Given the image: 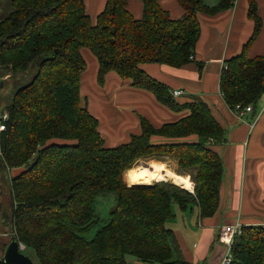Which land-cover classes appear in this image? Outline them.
<instances>
[{
  "label": "trees",
  "instance_id": "1",
  "mask_svg": "<svg viewBox=\"0 0 264 264\" xmlns=\"http://www.w3.org/2000/svg\"><path fill=\"white\" fill-rule=\"evenodd\" d=\"M178 1L180 19L171 18L159 0H142L140 19L128 10V0H106L93 21L85 0H11L13 11L0 20V68L24 72L44 56L33 80L5 107L9 118L0 133L1 167L23 168L11 179V215L0 218V224L10 227L11 240L17 239L35 264H186L174 260V232L166 227L173 204L186 210L196 203L202 218L218 211L225 169L215 145L227 140L226 128L208 103H179L166 84L141 66L191 63L201 34L198 14L216 15L235 0H220L215 7L204 0ZM248 4L254 32L220 75L221 95L232 110L238 104L254 106L264 94V56L248 53L263 22L257 1ZM83 49L97 58L101 85L113 71L172 111L189 113L158 127L140 116L139 133L106 146L99 119L81 96L87 66ZM193 135L197 141H177ZM154 136L172 141L156 144ZM56 139L76 143H53ZM162 155L178 160L176 173L190 175L194 192L164 180L134 184L136 163ZM108 192L117 193V205L109 222L88 238L98 219L96 196ZM9 243L1 245L0 264H5ZM231 264H264L263 225L242 226Z\"/></svg>",
  "mask_w": 264,
  "mask_h": 264
},
{
  "label": "crops",
  "instance_id": "2",
  "mask_svg": "<svg viewBox=\"0 0 264 264\" xmlns=\"http://www.w3.org/2000/svg\"><path fill=\"white\" fill-rule=\"evenodd\" d=\"M256 1L263 26L249 48L250 57L264 56V0ZM159 3L171 18L182 17L183 10L178 0H159ZM204 3L215 7L220 0H204ZM85 4L87 13L95 21L105 8L106 0H85ZM248 7V0H235L232 8L216 15L199 13L201 34L191 63L180 68L160 63L141 66L146 73L166 84L170 91L182 89L184 93L176 98L179 103L197 100L208 103L227 130V140L215 145L225 169L216 214L202 218L196 203L186 210H181L176 204L174 216L166 221L176 241L174 260H182L186 264L221 263L225 252L224 244L219 241L222 226L235 224L237 220L242 225L264 226V94L253 110L241 118L225 103L219 88L226 61L243 51L254 32V21L248 15ZM127 8L136 19L142 17V0H128ZM82 54L87 63L81 77L82 100L87 102L91 114L99 119V130L106 146L127 142L132 134L139 133V115L158 127L189 113L187 110L180 113L172 111L151 92L132 86L130 80L123 79L128 84L121 85L116 72L106 75L103 87L97 86L98 60L88 49H83ZM256 116V123L250 124ZM197 140L198 137L193 135L177 141ZM152 141L159 144L172 140L154 136ZM146 159H160L174 171L178 169V160L172 156H152L139 161ZM11 171L17 176L23 168ZM184 176L191 180L190 175ZM189 191L194 192V187Z\"/></svg>",
  "mask_w": 264,
  "mask_h": 264
},
{
  "label": "rangeland",
  "instance_id": "3",
  "mask_svg": "<svg viewBox=\"0 0 264 264\" xmlns=\"http://www.w3.org/2000/svg\"><path fill=\"white\" fill-rule=\"evenodd\" d=\"M12 11H13V8L11 6V0H2L0 2V20L6 19ZM42 58H44V56L39 57V58L35 59L34 61H32L29 65L28 69L24 72L15 73V72H12L11 70L0 68V112H3L4 110H6L5 107L13 102L14 95L20 88L29 84L33 80V78L35 77V75L37 74V72L39 70V64H40ZM119 81H120L119 83L121 85L128 84L127 82L124 83L123 78H120V77H119ZM96 85L99 87L104 86V84L101 85L99 83V80H96ZM152 95L154 96L153 93H152ZM248 113H250V112H248ZM248 113H246V114H248ZM140 116L141 115H139V119H140ZM257 117L258 116H256L254 119H252V122L250 124H253V123L255 124L257 121ZM243 119L250 126L249 122L246 121L245 118H243ZM52 142L57 143V144H74V143H76L74 140H63V139L52 140ZM108 145L112 146L114 144L108 143ZM152 160H158V159H152ZM151 161L149 159H146V160H142V161L137 162L136 165L132 168V177H133V170L137 165L144 167L147 165V163L149 164V162H151ZM160 161H163V160H160ZM14 175H15L14 171H11L10 169H4L3 167H1V158H0V192H1L0 218L1 219L9 218L11 215V210H12L11 179ZM182 176H184V175H182ZM164 181H166V180H164ZM133 182H134V184H136L134 179H133ZM154 182H156V181H153L152 183H154ZM145 184H149V183H145ZM137 185H142V184H137ZM117 198H118V195L115 192L102 193V194H98L96 196L95 208H96V214H97L98 219H97L96 224L93 226V228L87 234L88 238H92L95 235L96 231L101 226H103L109 222V219H110L109 213L113 208L116 207ZM174 207H177V205L173 204V208ZM9 242H11V229H10V227L7 225L0 224V251H1V247L3 246L2 244L9 243ZM175 242H176L175 238H173L171 243H172V247H173L174 251H176V243ZM28 252L31 254V256H33L32 250H29ZM129 259H131V261H136L135 258H133V257H129ZM147 264H158V263H147Z\"/></svg>",
  "mask_w": 264,
  "mask_h": 264
},
{
  "label": "built area",
  "instance_id": "4",
  "mask_svg": "<svg viewBox=\"0 0 264 264\" xmlns=\"http://www.w3.org/2000/svg\"><path fill=\"white\" fill-rule=\"evenodd\" d=\"M191 60H194V55L191 56ZM184 91L182 89H176L171 91V94L174 98L182 95ZM253 110V105L243 106L241 104L236 105L233 110L239 117H243L246 113ZM9 118V114L6 110L0 112V133L6 130V122ZM242 224L239 220L235 224L222 226L219 231V241L224 244L225 252L220 264H231L232 262V246L236 236L241 234ZM22 250L24 246L21 244Z\"/></svg>",
  "mask_w": 264,
  "mask_h": 264
},
{
  "label": "bare ground",
  "instance_id": "5",
  "mask_svg": "<svg viewBox=\"0 0 264 264\" xmlns=\"http://www.w3.org/2000/svg\"><path fill=\"white\" fill-rule=\"evenodd\" d=\"M173 160V159H172ZM133 179L137 184H152L153 181L166 180L179 186L193 190V182L186 176L177 174L164 161L152 160L146 166H136L133 170Z\"/></svg>",
  "mask_w": 264,
  "mask_h": 264
},
{
  "label": "water",
  "instance_id": "6",
  "mask_svg": "<svg viewBox=\"0 0 264 264\" xmlns=\"http://www.w3.org/2000/svg\"><path fill=\"white\" fill-rule=\"evenodd\" d=\"M5 264H35L33 260L22 252V247L17 239H12L5 249L2 257Z\"/></svg>",
  "mask_w": 264,
  "mask_h": 264
}]
</instances>
